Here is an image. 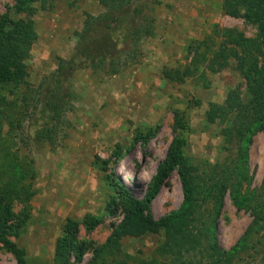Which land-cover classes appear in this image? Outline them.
Here are the masks:
<instances>
[{
  "label": "rangeland",
  "instance_id": "obj_1",
  "mask_svg": "<svg viewBox=\"0 0 264 264\" xmlns=\"http://www.w3.org/2000/svg\"><path fill=\"white\" fill-rule=\"evenodd\" d=\"M17 2L0 0V19L33 18L38 35L23 61L25 72L10 68L21 77L19 83L0 86L6 98L0 101V212L10 206V228L3 238L24 251L25 264H58L60 239H67L70 246L68 264H179L159 249L164 230L127 234L115 253L96 254L126 218L127 192L136 200L145 196L176 139L197 167L204 189L224 178L230 179L226 184L238 181L247 172L238 192L227 186L210 235L225 255L237 251L234 264H264V226L248 233L255 215L252 205L264 204V126L248 112L250 122L242 142L233 139L232 112L209 116L212 108L225 107L233 91L253 107L250 80L254 79L243 76L240 65L254 69L256 64L255 69L263 71L264 45L263 53L246 48L245 60L242 47L228 42L224 32L232 30L248 41H259L262 28L254 18L256 7L249 18L244 6L238 15L230 14L226 0L131 1L130 5L137 2L142 8L136 25L148 28V34L137 39L129 30L114 65L107 60L100 67L73 73L65 84L75 96L73 109L66 113L53 142L35 137L50 115L43 101L46 82L59 59L73 54L86 14L104 15L107 7L101 0H51L47 8L34 2L30 13L18 11ZM223 43L224 54L219 48ZM198 51V61H204L196 67ZM214 57L225 65L215 64L212 69ZM188 66L192 72L184 81L164 75V68ZM24 184H30L28 201L24 192L5 195L10 187L22 189ZM184 201L185 186L176 168L149 212L160 220L179 210ZM200 201L199 210L207 218L213 200L201 193ZM90 217L97 222H87ZM70 221L76 225L68 227ZM208 253L205 244L185 257L214 264ZM0 264H19L2 239Z\"/></svg>",
  "mask_w": 264,
  "mask_h": 264
},
{
  "label": "trees",
  "instance_id": "obj_2",
  "mask_svg": "<svg viewBox=\"0 0 264 264\" xmlns=\"http://www.w3.org/2000/svg\"><path fill=\"white\" fill-rule=\"evenodd\" d=\"M131 1L133 0H101L107 7L106 14L100 16L86 14L83 30L77 33L79 41L73 54L67 59H59L58 67L46 82V93L43 101L50 115L42 129L37 131L36 139L55 141L61 124L65 122L66 113L73 109L72 102L75 96L65 84L76 70L86 67H100L107 63V60H110V65H114L113 60L120 53V43L127 36L129 30L132 29L137 39L148 34V28L136 25L139 16L143 12L142 8L137 5V2L140 4V1L130 5ZM34 2H41L42 8H47L51 0H18L16 8L18 11L28 9L30 13H34ZM225 3L226 6L228 4L229 12L232 15L239 14L240 6L246 7L248 11L245 15L249 18L253 16L251 14L253 6L256 7L253 11L255 13L254 18L257 19L262 28L259 41H248L242 35L236 36L232 30H226L224 34L228 42H238L245 53V60L246 48H256L255 50L261 53V44L264 45V0H226ZM37 35L33 18L14 21L9 15H5L0 19V86L8 81H14L15 84L19 83L21 77L11 72L10 68H16L18 71H22V74L25 72L26 66L23 61L29 56L31 46L37 39ZM117 35L120 36L121 40L116 38ZM225 45L223 43L219 47L222 54L227 50ZM207 47L210 48V45L207 44ZM199 51L193 61L196 67L199 66V62L204 61L203 59L198 61ZM220 56L222 55L220 54ZM218 62L219 64L216 63L214 57L213 64L210 63L211 68L214 69L215 64L225 65L223 59ZM255 65L254 69H246V63L240 65V72L243 76L248 79H252L253 76L254 79L250 80L253 92L251 101L253 107L246 106V102L241 99L240 94L233 91L229 93L225 107L212 108L213 111L209 113L210 118L213 119L215 114H225L226 111L232 112V136L234 140L237 139L242 142L246 139V130L249 127L251 113L256 116L254 119L264 126V113L262 112L264 107V70L255 69ZM112 70L117 71V67ZM191 72V66L183 69L164 68V75L168 79L176 81H184L185 77L190 75ZM5 100V96L0 94V101L5 102ZM245 148L240 149L243 152L242 158L244 159L246 157ZM176 168H179L185 186V201L179 210L166 215L160 220H155L149 212L151 204ZM196 168L190 164L177 139L173 140L165 159L159 163L147 187L145 196L140 200H136L131 196L129 197L130 193L127 192L125 197L128 202L126 218L117 226L107 244L96 250V254L102 256L103 253H115L119 249L120 239L127 234L143 235L149 232L160 233L164 230L165 238L159 249L162 254L172 256L179 264H200L201 259L197 261L195 258L189 259L185 256L197 251L200 245L205 244L209 248L208 256L214 259V264H222L223 262V264H234L233 260L237 256V251L225 255L219 244L212 241L210 229L215 224L220 212L222 196L226 192L227 186L231 184L230 188L234 192H238L244 184L243 179L247 178V172L244 175L243 171L241 177L236 178L238 181L226 184L225 182L230 179L224 178L210 185L209 189H204L198 182ZM29 187L30 184H24L22 189L13 186L6 191L5 195L9 196L12 193L22 195L24 192L26 194L25 200L28 201L31 196ZM201 193L205 194L207 199L213 200L214 209L207 218H204L206 216L199 210L202 205V201H200ZM252 207L255 215L248 233L259 230L264 226V204L257 203ZM9 212L10 206H6L0 212V239L5 241L8 248L16 254L18 263L25 264L24 251L3 238V233L10 228V225H8ZM86 221L93 224V222H97V219L90 217ZM71 224L76 225L74 221H70L68 227H71ZM202 240H206V242ZM245 242L246 234L244 237ZM242 246L245 245L242 244ZM70 251L67 239H60L56 249L55 261L58 264H68Z\"/></svg>",
  "mask_w": 264,
  "mask_h": 264
}]
</instances>
